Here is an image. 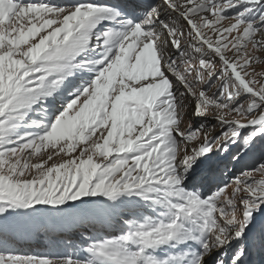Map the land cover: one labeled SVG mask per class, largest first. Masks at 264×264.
<instances>
[{
	"label": "snow or ice",
	"instance_id": "snow-or-ice-1",
	"mask_svg": "<svg viewBox=\"0 0 264 264\" xmlns=\"http://www.w3.org/2000/svg\"><path fill=\"white\" fill-rule=\"evenodd\" d=\"M0 264H264V0H0Z\"/></svg>",
	"mask_w": 264,
	"mask_h": 264
},
{
	"label": "rangeland",
	"instance_id": "rangeland-1",
	"mask_svg": "<svg viewBox=\"0 0 264 264\" xmlns=\"http://www.w3.org/2000/svg\"><path fill=\"white\" fill-rule=\"evenodd\" d=\"M257 67H262V66H257ZM52 236L54 235H49L48 237H43L42 239L44 240V242H41V243H37V245L39 247H42V246H46V249L44 250L45 251H63V248L62 246L59 244V238H53ZM47 240H49V243H47ZM35 242V241H34ZM46 243L48 245H46ZM21 246V245H20ZM19 246V247H20ZM48 247H50V249H48ZM255 251V250H254Z\"/></svg>",
	"mask_w": 264,
	"mask_h": 264
}]
</instances>
